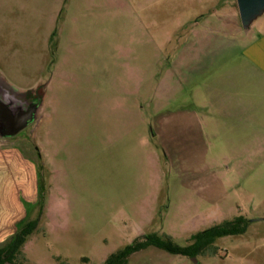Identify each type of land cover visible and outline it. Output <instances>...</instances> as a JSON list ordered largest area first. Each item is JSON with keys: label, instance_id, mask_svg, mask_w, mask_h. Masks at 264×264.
<instances>
[{"label": "rangeland", "instance_id": "1", "mask_svg": "<svg viewBox=\"0 0 264 264\" xmlns=\"http://www.w3.org/2000/svg\"><path fill=\"white\" fill-rule=\"evenodd\" d=\"M197 14L186 0H0V93L42 98L0 138V209L21 215L0 246L39 217L9 264H104L147 233L186 245L238 216L247 230L196 261L150 247L130 264H264V123L195 122L182 52ZM236 23L225 31L243 35Z\"/></svg>", "mask_w": 264, "mask_h": 264}, {"label": "crops", "instance_id": "2", "mask_svg": "<svg viewBox=\"0 0 264 264\" xmlns=\"http://www.w3.org/2000/svg\"><path fill=\"white\" fill-rule=\"evenodd\" d=\"M234 1L186 0L199 12L193 21L194 49L182 52L186 65L194 68L195 122L211 123L213 133V124L248 121L250 111L264 123V14L250 29L243 27V35L227 32L240 15ZM20 217L18 211L0 209V241ZM154 261L148 264H167Z\"/></svg>", "mask_w": 264, "mask_h": 264}, {"label": "trees", "instance_id": "3", "mask_svg": "<svg viewBox=\"0 0 264 264\" xmlns=\"http://www.w3.org/2000/svg\"><path fill=\"white\" fill-rule=\"evenodd\" d=\"M38 224L39 217L25 222L5 245L0 246V264L15 263V260L22 253L25 243L36 231ZM248 224L249 219L244 216L225 220L222 223L192 234L190 243L186 245H180L169 234L150 232L129 243L124 248L111 253L104 264H130L132 255L150 247H156L171 254L193 258L205 254L220 237L244 233ZM20 264L30 263L24 262Z\"/></svg>", "mask_w": 264, "mask_h": 264}, {"label": "water", "instance_id": "4", "mask_svg": "<svg viewBox=\"0 0 264 264\" xmlns=\"http://www.w3.org/2000/svg\"><path fill=\"white\" fill-rule=\"evenodd\" d=\"M237 4L242 25L246 30L264 14V0H237ZM8 84L10 82L0 74L3 91L10 90L7 88ZM8 96L10 95L0 93V138L14 137L27 128L36 120L42 103V98L30 102H17ZM193 259L196 261L195 257Z\"/></svg>", "mask_w": 264, "mask_h": 264}]
</instances>
